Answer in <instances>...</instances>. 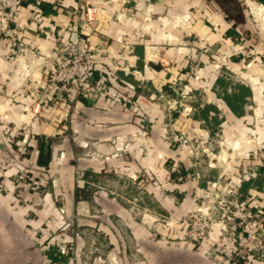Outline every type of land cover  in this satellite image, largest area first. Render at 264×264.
Listing matches in <instances>:
<instances>
[{
  "label": "crops",
  "instance_id": "1",
  "mask_svg": "<svg viewBox=\"0 0 264 264\" xmlns=\"http://www.w3.org/2000/svg\"><path fill=\"white\" fill-rule=\"evenodd\" d=\"M41 7L39 25L18 19L25 54L0 40V146L8 139L17 155L0 177V264H219L182 237L185 216L227 189L251 198L264 238L263 4ZM74 34L91 50L94 85L68 97L45 83ZM194 146L219 150L202 171Z\"/></svg>",
  "mask_w": 264,
  "mask_h": 264
},
{
  "label": "built area",
  "instance_id": "2",
  "mask_svg": "<svg viewBox=\"0 0 264 264\" xmlns=\"http://www.w3.org/2000/svg\"><path fill=\"white\" fill-rule=\"evenodd\" d=\"M41 3L42 0H0V40L10 46L13 54L26 52L23 30L18 19L24 15L33 24L39 25L42 21L39 8ZM96 12L97 7L87 5L84 20L91 21ZM91 63V50L80 35L75 43L71 40L63 41L53 57L54 67L47 74L45 89L62 91L68 97L89 92L94 85L90 75ZM4 134L9 137L10 130L6 129ZM4 142L0 146V177L14 169L17 161V155L6 148L9 140ZM82 176V173H77L78 178ZM250 200L251 198L238 200L236 192L227 189L225 197L218 202L185 216L187 229L182 240L201 248L208 245L209 258L219 264H239L241 261L246 263L251 259L264 260V238L258 220L259 211L253 215L250 213ZM59 214L64 216V210L59 209ZM214 232L217 238L212 240L211 235ZM68 253L69 250L64 246L58 248L59 257H67ZM61 259L64 260L62 257Z\"/></svg>",
  "mask_w": 264,
  "mask_h": 264
},
{
  "label": "rangeland",
  "instance_id": "3",
  "mask_svg": "<svg viewBox=\"0 0 264 264\" xmlns=\"http://www.w3.org/2000/svg\"><path fill=\"white\" fill-rule=\"evenodd\" d=\"M262 66V72H263V74H264V64H262L261 65ZM187 97V99H188V96H185V98ZM181 98V97H180ZM173 108V107H172ZM194 150L195 151H198L199 152V154H200V156L198 157V159H195V163H194V165L197 167V168H199L201 171L203 170V169H205L206 167H207V164L210 162V158L213 156V153H217V151H219L217 148H215L214 146L212 147V146H209V147H207L206 148V150L205 149H203V148H201V147H199V148H197L196 146H194ZM203 152V153H202ZM204 154V155H203ZM202 155V156H201ZM200 157H202V159L200 158ZM199 160H200V162H199ZM224 192V190H222L221 191V197L220 198H224L225 197V193H223ZM260 221V220H259ZM263 228V227H262ZM261 228V229H262ZM56 264H66L65 263V261L63 260V259H59L57 262H56Z\"/></svg>",
  "mask_w": 264,
  "mask_h": 264
},
{
  "label": "water",
  "instance_id": "4",
  "mask_svg": "<svg viewBox=\"0 0 264 264\" xmlns=\"http://www.w3.org/2000/svg\"><path fill=\"white\" fill-rule=\"evenodd\" d=\"M76 40H77V35H76V34H74V35H73V37H72V39H71V41H72L73 43H75V42H76Z\"/></svg>",
  "mask_w": 264,
  "mask_h": 264
},
{
  "label": "trees",
  "instance_id": "5",
  "mask_svg": "<svg viewBox=\"0 0 264 264\" xmlns=\"http://www.w3.org/2000/svg\"><path fill=\"white\" fill-rule=\"evenodd\" d=\"M261 4H263V6H264V0H258ZM39 8L41 9L42 7H41V4L39 5Z\"/></svg>",
  "mask_w": 264,
  "mask_h": 264
}]
</instances>
